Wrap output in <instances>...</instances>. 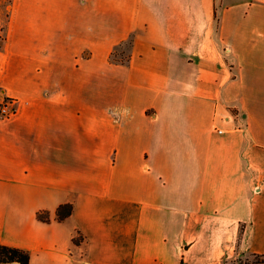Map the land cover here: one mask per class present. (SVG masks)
Returning <instances> with one entry per match:
<instances>
[{
    "label": "crops",
    "instance_id": "0c3cea01",
    "mask_svg": "<svg viewBox=\"0 0 264 264\" xmlns=\"http://www.w3.org/2000/svg\"><path fill=\"white\" fill-rule=\"evenodd\" d=\"M4 97L0 244L30 264L264 258V0H0Z\"/></svg>",
    "mask_w": 264,
    "mask_h": 264
},
{
    "label": "trees",
    "instance_id": "16d2710c",
    "mask_svg": "<svg viewBox=\"0 0 264 264\" xmlns=\"http://www.w3.org/2000/svg\"><path fill=\"white\" fill-rule=\"evenodd\" d=\"M73 213V204H62L59 206L57 214L59 220H64ZM38 219L44 223H50V214L47 211H40ZM30 264L29 253L21 248L0 244V264Z\"/></svg>",
    "mask_w": 264,
    "mask_h": 264
},
{
    "label": "rangeland",
    "instance_id": "374dc122",
    "mask_svg": "<svg viewBox=\"0 0 264 264\" xmlns=\"http://www.w3.org/2000/svg\"><path fill=\"white\" fill-rule=\"evenodd\" d=\"M131 45V40L125 42L121 48L117 49L112 55V60L115 61H126L129 56V49ZM14 264V263H10ZM223 264H264V258L259 256L244 257L239 256L229 262Z\"/></svg>",
    "mask_w": 264,
    "mask_h": 264
},
{
    "label": "built area",
    "instance_id": "2783aa9c",
    "mask_svg": "<svg viewBox=\"0 0 264 264\" xmlns=\"http://www.w3.org/2000/svg\"><path fill=\"white\" fill-rule=\"evenodd\" d=\"M17 103L13 97H4L0 99V122L5 120H11L17 113ZM222 130H219V133H222Z\"/></svg>",
    "mask_w": 264,
    "mask_h": 264
},
{
    "label": "water",
    "instance_id": "95a60500",
    "mask_svg": "<svg viewBox=\"0 0 264 264\" xmlns=\"http://www.w3.org/2000/svg\"><path fill=\"white\" fill-rule=\"evenodd\" d=\"M14 264H17V263H14Z\"/></svg>",
    "mask_w": 264,
    "mask_h": 264
}]
</instances>
